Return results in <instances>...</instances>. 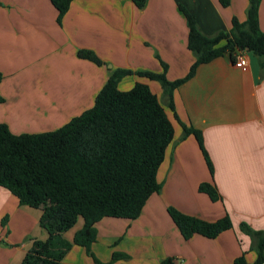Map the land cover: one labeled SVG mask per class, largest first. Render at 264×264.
Wrapping results in <instances>:
<instances>
[{
  "label": "crops",
  "instance_id": "crops-1",
  "mask_svg": "<svg viewBox=\"0 0 264 264\" xmlns=\"http://www.w3.org/2000/svg\"><path fill=\"white\" fill-rule=\"evenodd\" d=\"M178 5L194 16L204 35L212 36L228 31L232 18L245 20L247 0H229L227 7L218 0H145L142 8L133 0H72L60 24L49 0H0V124L14 135L56 130L92 107L116 69L160 74L164 64L169 82L183 78L195 58ZM258 21L264 33V0ZM80 50L93 52L102 64L79 58ZM245 57L246 71L227 57L199 65L173 90V111L159 83L134 75L118 82L122 92L136 82L146 84L164 108L174 137L157 171L161 190L148 198L139 216L105 218L95 225L97 240L90 252L100 263L119 253L126 258L113 264H231L241 254L254 264L252 240L240 225L264 232V71L251 53ZM181 125L200 132L212 177L195 138L184 136ZM209 181L220 197L215 202L197 191ZM169 207L207 222L228 216L232 226L213 239L193 235L184 240L167 214ZM40 216V210L19 206L0 187V264H21L33 240L48 238ZM77 230L61 238L72 243ZM62 262L94 264L75 245Z\"/></svg>",
  "mask_w": 264,
  "mask_h": 264
},
{
  "label": "trees",
  "instance_id": "trees-1",
  "mask_svg": "<svg viewBox=\"0 0 264 264\" xmlns=\"http://www.w3.org/2000/svg\"><path fill=\"white\" fill-rule=\"evenodd\" d=\"M49 1L57 11L56 20L60 24L72 0ZM218 2L222 7L229 5V0ZM133 3L142 8L145 0H133ZM259 4L260 0H247L245 20L232 18L228 31L212 36L204 35L194 16L178 5L188 29L187 48L195 58L181 79L169 82L164 64L160 74L116 69L95 96L92 107L56 130L14 135L0 124V187L14 196L19 206L40 210L39 226L48 234L44 241H32L21 264H66L62 259L72 245L83 248L94 264H102L90 252L91 244L97 240L95 225L105 218L134 220L139 216L148 198L161 190L157 171L174 137L164 108L146 84L136 82L130 90L122 92L117 88L118 82L134 75L159 83L167 106L173 111V90L192 78L199 65L219 57H227L233 64L235 55L244 51L256 58L263 72L264 33L259 28ZM77 56L102 64L88 50L78 51ZM181 129L184 136L195 138L212 177V164L200 132L183 125ZM197 191L212 202L220 198L210 181L201 183ZM167 214L184 240L193 235L213 239L232 226L228 216L207 222L171 207L167 208ZM78 219L82 220V226L69 243L61 235ZM5 221L6 217L2 225ZM240 230L252 240L256 253L254 264H263L264 232L254 231L245 224L240 225ZM125 258L123 254L113 253L104 264ZM231 264H247L245 255L237 256Z\"/></svg>",
  "mask_w": 264,
  "mask_h": 264
},
{
  "label": "built area",
  "instance_id": "built-area-1",
  "mask_svg": "<svg viewBox=\"0 0 264 264\" xmlns=\"http://www.w3.org/2000/svg\"><path fill=\"white\" fill-rule=\"evenodd\" d=\"M246 52L241 51L235 55V61L233 63L234 67L239 68L242 71L247 70V60H246Z\"/></svg>",
  "mask_w": 264,
  "mask_h": 264
},
{
  "label": "rangeland",
  "instance_id": "rangeland-1",
  "mask_svg": "<svg viewBox=\"0 0 264 264\" xmlns=\"http://www.w3.org/2000/svg\"><path fill=\"white\" fill-rule=\"evenodd\" d=\"M65 118V117H64ZM71 119V117H69V120ZM68 120V121H69ZM57 127H50L48 130H52V129H56ZM46 132V131H45ZM5 218V217H4ZM6 222V221H5ZM5 222H4V224H5ZM81 223H82V221H81V219H79L78 220V223H77V225L74 227V228H72L71 230H69L68 232H66L67 234V237H71V235L73 234V232L75 231V230H77L78 228H79V226L81 225ZM4 224L2 225V226H4ZM105 237H107V236H105ZM101 240H104V237H102L101 238Z\"/></svg>",
  "mask_w": 264,
  "mask_h": 264
}]
</instances>
